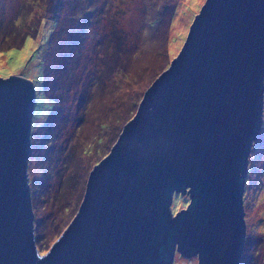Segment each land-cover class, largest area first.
Instances as JSON below:
<instances>
[{"label": "water", "instance_id": "obj_1", "mask_svg": "<svg viewBox=\"0 0 264 264\" xmlns=\"http://www.w3.org/2000/svg\"><path fill=\"white\" fill-rule=\"evenodd\" d=\"M34 108L31 79L0 78V264H171L176 252L240 264L263 124L264 0L205 1L44 254L28 175ZM175 193L190 203L174 215Z\"/></svg>", "mask_w": 264, "mask_h": 264}, {"label": "rangeland", "instance_id": "obj_2", "mask_svg": "<svg viewBox=\"0 0 264 264\" xmlns=\"http://www.w3.org/2000/svg\"><path fill=\"white\" fill-rule=\"evenodd\" d=\"M205 1L0 0V78L24 74L35 86L28 175L42 254L77 214L89 173L177 57ZM46 6H60L58 17ZM29 39L27 59L6 55L22 52ZM185 202L175 193L173 213ZM244 210L240 264H263L264 113L249 155ZM171 264L198 262L176 252Z\"/></svg>", "mask_w": 264, "mask_h": 264}, {"label": "snow or ice", "instance_id": "obj_3", "mask_svg": "<svg viewBox=\"0 0 264 264\" xmlns=\"http://www.w3.org/2000/svg\"><path fill=\"white\" fill-rule=\"evenodd\" d=\"M32 47V41H31V39H29L27 42H26V44H25V47H24V49H23V51L22 52H16V50L15 49H13L12 51H10V52H8L6 55L8 56V57H12V56H18V57H21V58H23V59H27V56L29 55V49ZM2 55H5L4 53H0V56H2ZM16 64L18 65V66H22V64H23V60H18V61H16ZM4 76H5V78H7V74H4Z\"/></svg>", "mask_w": 264, "mask_h": 264}, {"label": "trees", "instance_id": "obj_4", "mask_svg": "<svg viewBox=\"0 0 264 264\" xmlns=\"http://www.w3.org/2000/svg\"><path fill=\"white\" fill-rule=\"evenodd\" d=\"M57 6H58V4H56ZM61 6V5H60ZM60 6L59 7H57L54 11H52L51 10V8L49 7V6H46L47 8H48V11L47 12H52V14H54L56 17H58V14L60 13ZM90 28V27H89ZM84 32V35H88V34H91L92 35V37H94V36H96V35H94V32H89V30H87V31H83ZM99 32L97 31V32H95V34H98ZM92 45V47H94V48H96V49H99L100 50V46H95V45H93V44H91ZM77 47H79V46H77ZM77 47H76V45H74L71 49H74L75 51L77 50ZM51 48V47H50ZM89 49H90V45H89V48H88V51H89ZM90 52V51H89ZM87 58H88V56H87ZM102 66L104 67L105 65L102 63ZM105 69V68H104ZM116 69H118V68H116ZM96 70V69H95ZM22 75H24V74H22ZM26 76V75H25ZM46 75H45V77H44V82H45V92L47 93V87H46ZM33 126V125H32ZM118 136L119 135H117V137H116V139L118 138ZM116 141V140H115ZM109 153V152H108ZM107 153V154H108ZM106 156V155H105ZM104 156V157H105Z\"/></svg>", "mask_w": 264, "mask_h": 264}, {"label": "flooded vegetation", "instance_id": "obj_5", "mask_svg": "<svg viewBox=\"0 0 264 264\" xmlns=\"http://www.w3.org/2000/svg\"><path fill=\"white\" fill-rule=\"evenodd\" d=\"M182 197H183V200L184 199L186 200V202H185V204H183V206L180 207V210L179 211L185 210L188 207V204L190 203V196H189L188 193H186L185 195H182ZM175 214H176V212L174 213V215ZM192 258H197V262H198V256L195 255Z\"/></svg>", "mask_w": 264, "mask_h": 264}, {"label": "clouds", "instance_id": "obj_6", "mask_svg": "<svg viewBox=\"0 0 264 264\" xmlns=\"http://www.w3.org/2000/svg\"><path fill=\"white\" fill-rule=\"evenodd\" d=\"M179 253V252H178ZM42 254V253H41ZM193 257V256H192Z\"/></svg>", "mask_w": 264, "mask_h": 264}]
</instances>
